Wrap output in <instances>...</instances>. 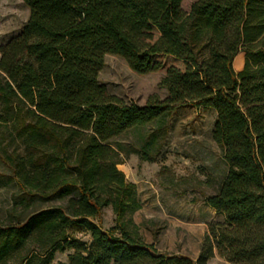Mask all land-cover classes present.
<instances>
[{"label":"trees","instance_id":"obj_1","mask_svg":"<svg viewBox=\"0 0 264 264\" xmlns=\"http://www.w3.org/2000/svg\"><path fill=\"white\" fill-rule=\"evenodd\" d=\"M22 2L27 22L0 47V125H17L24 148L12 160L18 204L51 205L0 223V264H208L215 256L264 264V0H197L188 12L182 0ZM105 55L137 74H162L166 97L140 107L108 94L98 81ZM185 107L215 112L211 139L227 166L205 198L223 220L208 225L195 261L137 239L124 221L139 209L135 187L110 144ZM152 140L138 153L143 161ZM109 206L115 224L103 230L94 219ZM66 251L67 262L53 261Z\"/></svg>","mask_w":264,"mask_h":264},{"label":"rangeland","instance_id":"obj_2","mask_svg":"<svg viewBox=\"0 0 264 264\" xmlns=\"http://www.w3.org/2000/svg\"><path fill=\"white\" fill-rule=\"evenodd\" d=\"M196 1L182 0L181 8L188 12ZM28 16L22 0H0V47L20 33ZM161 79L160 73L137 74L122 58L113 55H105L98 75L108 94L140 107L150 96L159 100L166 97V91L159 87ZM3 111L0 102V114ZM215 117L209 108H179L110 142L119 153L117 170L134 185V200L139 206L129 211L124 221L132 222L137 227V239L152 245L158 253L187 256L195 261L208 225L223 220L205 205V198L218 191L227 173L222 150L211 139ZM18 131L12 123L0 125V223L17 222L27 212L51 205L38 203L25 211L18 204L23 194L12 178V160L24 155ZM151 137V160L143 161L138 153ZM94 222L103 230L114 226L112 208H103ZM71 235L85 243L90 241L89 234L83 231L72 230ZM71 253H55L53 261L67 262ZM208 264L229 263L215 256Z\"/></svg>","mask_w":264,"mask_h":264},{"label":"crops","instance_id":"obj_3","mask_svg":"<svg viewBox=\"0 0 264 264\" xmlns=\"http://www.w3.org/2000/svg\"><path fill=\"white\" fill-rule=\"evenodd\" d=\"M243 63H244V55H243V53H239L235 57V59L233 61V68H234V70L237 71V72L238 71H241L242 68H243Z\"/></svg>","mask_w":264,"mask_h":264}]
</instances>
